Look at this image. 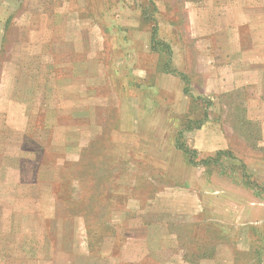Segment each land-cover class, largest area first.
<instances>
[{"label": "rangeland", "instance_id": "374dc122", "mask_svg": "<svg viewBox=\"0 0 264 264\" xmlns=\"http://www.w3.org/2000/svg\"><path fill=\"white\" fill-rule=\"evenodd\" d=\"M0 264H264V0H0Z\"/></svg>", "mask_w": 264, "mask_h": 264}, {"label": "trees", "instance_id": "16d2710c", "mask_svg": "<svg viewBox=\"0 0 264 264\" xmlns=\"http://www.w3.org/2000/svg\"><path fill=\"white\" fill-rule=\"evenodd\" d=\"M165 54H167L166 52H165ZM169 57L167 56L166 57V62H165V68H167V66H168V62H169ZM168 70H170V69H168ZM178 147H180L181 148V146H178ZM185 149V148H184ZM223 155H229V156H231V154H230V152L229 151H227V150H219V151H217L215 154H214V157H212V158H207V159H205L204 160V162H205V164H206V162H218L219 160H220V157L221 156H223Z\"/></svg>", "mask_w": 264, "mask_h": 264}]
</instances>
